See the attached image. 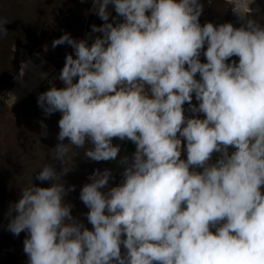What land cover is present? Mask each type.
Listing matches in <instances>:
<instances>
[{
    "label": "clouds",
    "instance_id": "obj_1",
    "mask_svg": "<svg viewBox=\"0 0 264 264\" xmlns=\"http://www.w3.org/2000/svg\"><path fill=\"white\" fill-rule=\"evenodd\" d=\"M253 2L228 0L237 27L201 24L202 0H92L100 35L52 40L73 50L63 87L37 97L46 116L61 113V168L44 165L36 179L50 185L24 187L7 212V230L26 233L27 264H264V23ZM113 137L135 150L109 187ZM86 144L85 158L111 160L80 188L91 229L66 199L76 186L57 182L69 146Z\"/></svg>",
    "mask_w": 264,
    "mask_h": 264
},
{
    "label": "rangeland",
    "instance_id": "obj_2",
    "mask_svg": "<svg viewBox=\"0 0 264 264\" xmlns=\"http://www.w3.org/2000/svg\"><path fill=\"white\" fill-rule=\"evenodd\" d=\"M70 1L58 0L57 3L52 2L56 8L51 10L52 6L47 9L51 11L49 20L44 23L42 28L31 35V39L34 41L32 46L39 42L33 53H29L24 46L13 45L12 38L7 48L9 52L3 54L0 51V57H2L0 58V86L4 82L9 83V87L0 95V209H9V205L17 200L21 189H23L21 188V181L24 177L31 180V183L49 186L50 181L41 182L36 179L37 172L46 164L56 165L58 170L61 168L59 162L55 159V146L59 143L57 140L59 131L57 121L61 113L55 112L46 116L37 105V97L39 93L46 91L52 84H55L56 87H63V82L57 77L64 65L65 55L73 52L71 46L67 44L57 45L53 48L51 46L52 40L65 32L75 39L83 38L81 27L88 7L87 9L84 7L75 8L76 6L74 7ZM202 2L204 8L199 18L201 24L206 21H211L214 24L230 21L233 22L234 26H239V22L230 10L231 5L228 0H202ZM13 5L14 3H12V7ZM70 5L75 8L72 15L60 14V10H66ZM6 14L7 12L0 9V18H6L4 16ZM15 14L20 13L17 11ZM252 15L264 23V0H254ZM19 35L22 36L20 39L23 42L29 38L27 35ZM45 45H47V50H45ZM12 52L13 55L10 54ZM16 59H18L17 62ZM200 59L202 62L205 61L203 54H201ZM22 61H26L30 65V69L25 70L21 78L18 73ZM36 74L39 76L37 77ZM192 103H197L195 98ZM185 108L187 109V104ZM185 115L191 116L193 113L186 111ZM198 115L201 118L203 116V114ZM117 140L118 138L113 137V144L120 145L122 140L119 142ZM63 142L68 143V138H65ZM84 147H87V144ZM74 148L77 147L69 146V149ZM184 155L182 158H184ZM119 157L120 153H118ZM108 161L110 163L111 160H91L83 164L77 172L72 170L64 175L66 185L76 186L66 197L73 204L72 212L74 215H78L89 229L92 226L87 223L86 216L83 215L88 209L79 199L80 188L88 183L83 180L82 173L86 172L85 176L88 179L94 169H105L104 165ZM23 162L30 164L26 167L29 170L25 176L19 170ZM123 167L118 163L110 169L113 178L109 181V187L121 181ZM7 223L8 221L0 225V261L9 264H27V255L23 252V240L26 233L22 231L19 235H13L7 230ZM2 251L4 253L1 255ZM121 251L122 253L125 251L123 245H121Z\"/></svg>",
    "mask_w": 264,
    "mask_h": 264
},
{
    "label": "trees",
    "instance_id": "obj_3",
    "mask_svg": "<svg viewBox=\"0 0 264 264\" xmlns=\"http://www.w3.org/2000/svg\"><path fill=\"white\" fill-rule=\"evenodd\" d=\"M65 1H70V0H65ZM52 2L57 3L58 0H0V9H2L4 12H7V14L4 15L6 18L3 17L0 18V22H3V27L7 29L6 34H0V51H2L3 54H7L9 52L7 48L12 38L13 45L24 46V48H26L29 51V53H33L34 48L39 45V42H36V44L32 46V43L34 41L31 39V35L36 30L42 28L44 23L49 20L51 11L47 9L53 6ZM70 2L73 3L74 7L76 6L75 8L79 7L80 4L79 0H71ZM12 3H14L13 7H12ZM54 8H56V6H53L51 10ZM75 8H73V6L70 5L66 10H60V14L64 13L66 15L69 14L72 15V12L74 11ZM17 11H19L20 14L18 15L15 14ZM19 34L27 35L29 36V38L25 42H23V40L20 39L22 36H20ZM14 48H16V46H14ZM10 54L13 55L14 53L12 52ZM229 59L238 61V57L235 56L230 57ZM17 60L18 59H16V62ZM17 68H18V64H17ZM28 68H29V64H27L26 69ZM36 76L38 77L39 75L36 74ZM8 87H9L8 82H4L3 84H1L0 95L3 94ZM117 141L119 142L120 139H118ZM87 147H89L88 144ZM85 148L86 147L69 149L68 153H66L63 169L65 171H68L67 173H70L72 170L77 172L79 168L82 167L83 164L91 161L90 159H87L83 156V152ZM108 163L109 161L106 162L104 166L107 167ZM28 165L30 164L27 162H23L19 167L20 173L24 174V176L29 170V168H26ZM82 174H83V180L89 183V180L85 176L86 172ZM76 175L78 176V173ZM16 180L19 182L18 179ZM63 180L66 181V177L61 175L60 180H58L57 182H62ZM21 183H22L21 188H24L29 184H31V180H28L26 177H24ZM15 201L16 200H14V202ZM7 212L8 209H0V225L8 221L9 218L7 216ZM3 253L4 251H2L1 255ZM0 264H9V263L0 261Z\"/></svg>",
    "mask_w": 264,
    "mask_h": 264
},
{
    "label": "crops",
    "instance_id": "obj_4",
    "mask_svg": "<svg viewBox=\"0 0 264 264\" xmlns=\"http://www.w3.org/2000/svg\"><path fill=\"white\" fill-rule=\"evenodd\" d=\"M80 4H79V8L80 7H84L87 9L88 7V11L85 17V20L83 22L82 25V37L85 38L86 36L88 37V42L89 44L92 42V37L96 36V35H100V33H92L91 32V25L96 24V25H100L102 23H104V21H102L94 12V10L91 9V5H92V0H79ZM108 10L112 13V16H115L114 13V9L112 7V5L110 4L108 6ZM111 16L109 17V19L111 20ZM32 64V63H31ZM30 69V65L29 68ZM27 70V69H26ZM135 150V145L130 141V140H123L120 144V157L122 156H131V153ZM120 157L112 160V164L109 166V169L115 167L116 165H118V161L120 159ZM110 164V163H109ZM262 192H264V185L261 186Z\"/></svg>",
    "mask_w": 264,
    "mask_h": 264
}]
</instances>
